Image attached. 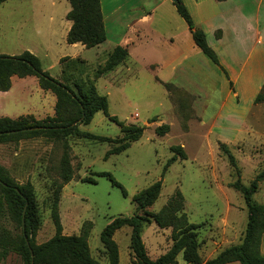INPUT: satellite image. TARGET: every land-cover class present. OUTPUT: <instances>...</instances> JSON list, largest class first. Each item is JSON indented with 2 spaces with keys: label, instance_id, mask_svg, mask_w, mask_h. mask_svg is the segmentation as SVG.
Listing matches in <instances>:
<instances>
[{
  "label": "rangeland",
  "instance_id": "374dc122",
  "mask_svg": "<svg viewBox=\"0 0 264 264\" xmlns=\"http://www.w3.org/2000/svg\"><path fill=\"white\" fill-rule=\"evenodd\" d=\"M69 9L65 0H7L0 4V55L17 56L28 51L40 60L44 72L60 82L64 81L61 71L70 70L72 79L94 84L108 104L106 115L96 113L89 124L79 126L83 134L107 141L66 138L71 174L66 184L62 179L65 151L61 142L40 138L0 145V166L16 182H29L34 188L40 224L36 243H45L55 233L51 205L54 190L62 185L58 210L62 233L78 235L82 226L91 222L88 245L91 257L99 264H107L100 234L119 217L139 215L149 220L142 231L149 259L167 252L174 242L173 228H160L152 216L168 204L178 210L176 218L185 215L188 223L198 227L203 262L241 244L247 207L234 184L249 187L264 170V103L253 104L251 91L244 90L240 76L234 75L237 82L231 91L210 61L209 71L196 63L204 82L191 76L176 82L168 67V49L172 48L165 35L150 38L151 50H132L106 70L113 53L108 46L73 50L65 43V14ZM181 50L189 48L184 44ZM73 52L80 58H61ZM55 101L53 94L40 89L35 77H15L10 90L0 92V116L44 119L54 114ZM113 117L124 127L142 129L141 137L118 154L112 151L124 142L125 134ZM225 148L235 160L234 167ZM172 158L175 161L166 167ZM101 173L109 174L111 180L99 177ZM155 183H160L158 198L145 209H138L135 196ZM257 186L252 200L264 205V180ZM2 224L15 232L8 219ZM130 233L127 227L114 233L119 264H134ZM177 262L186 264L181 254ZM5 264L21 262L11 254Z\"/></svg>",
  "mask_w": 264,
  "mask_h": 264
},
{
  "label": "trees",
  "instance_id": "16d2710c",
  "mask_svg": "<svg viewBox=\"0 0 264 264\" xmlns=\"http://www.w3.org/2000/svg\"><path fill=\"white\" fill-rule=\"evenodd\" d=\"M7 0H0V4ZM70 11L66 18L72 23L66 42L81 44L86 49L97 47L106 40L100 0H67ZM222 1V0H217ZM176 13L186 23L191 33L194 45L200 52L224 74L215 52L208 46L204 33L195 27L192 17L182 0L173 2ZM128 56L125 48L116 47L111 54L105 69H111ZM70 70L61 71L64 81L52 78L41 68L40 60L28 51L17 56L0 55V92H7L12 85V78L35 77L38 86L45 92L54 95L56 101L53 116L36 119L33 115L9 118L0 116V145H17L21 141L45 139L52 142H61L64 149L63 163L65 170L62 174L63 183L71 180L69 171V146L66 138L69 136L84 137L96 141H107L105 138L79 131L80 125L91 122L96 113H107V99L98 94L94 84L83 80L72 79ZM232 89V83L229 82ZM264 103V85L254 99V104ZM112 120L124 132V141L112 154H118L136 142L142 135V129L124 127L120 122ZM224 152L230 165L235 166L234 158L225 148ZM175 161L172 158L166 167ZM99 177L111 180L109 174L101 173ZM264 180V170L257 176L249 187L234 184V188L241 193L247 207V226L241 244L230 246L220 251L215 257L203 262L199 254L197 240L198 227L187 222L186 216L176 218L171 204L164 207L160 214L152 216L160 228H173V244L163 255L155 260L149 259L142 241V231L149 222L146 217L134 215L119 217L110 222L101 232L100 241L104 247L107 264H119V251L114 241V233L124 227L131 230L130 250L134 264H178L177 257L182 255L186 264H264V256L260 251V241L264 234V205L253 202L252 196L257 191L258 181ZM114 185H117L113 182ZM62 185L53 192L51 205V220L55 233L48 241L36 243V234L39 230V218L35 203L34 188L27 182L20 184L10 175L9 171L0 166V264H5L11 254L16 255L21 264H99L91 257L88 238L92 228L91 222H86L78 235L67 236L62 233L59 216V193ZM160 193V183H155L141 191L134 198L140 210L152 205ZM8 219L15 226L13 233L6 228L2 221Z\"/></svg>",
  "mask_w": 264,
  "mask_h": 264
},
{
  "label": "crops",
  "instance_id": "0c3cea01",
  "mask_svg": "<svg viewBox=\"0 0 264 264\" xmlns=\"http://www.w3.org/2000/svg\"><path fill=\"white\" fill-rule=\"evenodd\" d=\"M182 2L192 17L195 27L204 33L208 46L215 52L220 66L225 70L228 79L214 65L223 75L228 86L229 82L232 83L231 91L236 87L237 82L234 75L240 76L245 83L244 90L249 89L250 97L255 99L264 85V0H182ZM100 10L106 40L92 49L99 50L104 45L111 50L122 47L130 55V52L137 48L147 47L151 50L150 38L165 35L168 46L172 48L168 49L167 59L170 62L168 67L178 80L176 82L187 81L189 76L202 82L196 63H201L208 71L210 70L207 63L209 60L194 45L190 30L176 13L171 0H100ZM69 11L65 14V43L73 50L78 47L84 49L81 44L66 42L72 26L66 18ZM184 44L188 46L189 51L181 50ZM64 57L80 58L74 52L70 56L61 58ZM160 81L175 82V80ZM260 251L264 256V234L260 241Z\"/></svg>",
  "mask_w": 264,
  "mask_h": 264
},
{
  "label": "water",
  "instance_id": "95a60500",
  "mask_svg": "<svg viewBox=\"0 0 264 264\" xmlns=\"http://www.w3.org/2000/svg\"><path fill=\"white\" fill-rule=\"evenodd\" d=\"M172 2H175L176 0H171Z\"/></svg>",
  "mask_w": 264,
  "mask_h": 264
}]
</instances>
